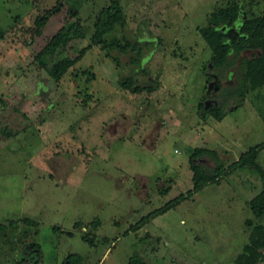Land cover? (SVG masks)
Returning <instances> with one entry per match:
<instances>
[{
    "label": "rangeland",
    "instance_id": "obj_1",
    "mask_svg": "<svg viewBox=\"0 0 264 264\" xmlns=\"http://www.w3.org/2000/svg\"><path fill=\"white\" fill-rule=\"evenodd\" d=\"M112 1L0 0V133L19 132L8 140L0 134V224L7 226L0 264H64L71 254L83 264H128L133 255L146 264H239L254 227H264V215L250 210L264 181L248 167L140 230L131 227L192 189L195 148L215 151L228 166L264 143V86L240 84L245 63L261 49L231 53L214 68L200 34L220 10L237 7L244 21L260 19L264 0H115L126 25L105 39L150 43L141 61L148 76L136 73L133 81L151 78L159 87L140 94L119 85L135 72L132 54L118 56V65L90 41L99 11ZM73 24L84 38L43 63L51 68L85 53L55 83L36 56ZM200 104L226 116L218 122ZM194 162L215 166L206 156ZM256 163L264 170V149Z\"/></svg>",
    "mask_w": 264,
    "mask_h": 264
},
{
    "label": "trees",
    "instance_id": "obj_2",
    "mask_svg": "<svg viewBox=\"0 0 264 264\" xmlns=\"http://www.w3.org/2000/svg\"><path fill=\"white\" fill-rule=\"evenodd\" d=\"M50 12L37 20L38 27H43L50 16ZM213 24L205 29L200 30L202 38L207 43L212 52L211 65L214 68H220L225 64L226 58L231 53H238L247 49H261L259 53L251 55V59L245 63L242 69L240 84L249 80V83L254 87L264 86V16L260 19L252 21L242 17L240 10L236 7L233 9L220 10L214 13L210 19ZM222 22V26L220 23ZM116 25L125 27L126 16L118 1H112L111 4L102 8L95 20L94 31L90 38L92 45H101L107 51V55L112 61L119 65L118 56L121 54H132L131 65L135 72L122 76L119 80V85L124 90L131 94H140L142 92L152 93L159 87L156 81L148 80V84H137L133 81V76L136 73L145 74L148 76L146 68H141L142 54L144 46L150 48V43L145 42L144 46L138 42H131L126 36L123 37V44L118 40L107 41L105 37L111 34ZM40 32L38 31V34ZM84 38V33L81 32L77 24L63 27L51 37L47 44L36 56V60L43 64L52 82L58 83L66 71L74 66L85 53V49L81 50L78 57L74 59H63L48 68L44 63V59L52 58L56 53L67 47L72 41ZM112 52H117L116 56H112ZM3 104V101L0 100ZM199 107L203 108V115H208L216 121H222L226 116L221 108L214 105L204 108L203 104ZM18 131H8L6 128L0 133L5 140L18 135ZM264 149V143L250 148L243 153L236 162L225 166L223 161L218 158L215 151L203 148H195L190 156V170L192 172V189L185 194H181L172 201L166 203L162 208L153 211L146 217L142 218L136 225L131 227L133 232L140 230L144 225L158 216H161L169 210L175 208L180 203L190 199L193 195L203 191L211 185H219L221 181L233 174L240 168L248 167L255 170L260 178L264 181V170L256 163L258 154ZM210 157L215 161V166L211 169H205L201 165H197L194 161L201 157ZM250 210L255 218H261L264 215V190L256 195L250 201ZM23 222L28 226L36 227L38 224L34 221L23 219ZM11 223H9L10 225ZM79 224V223H78ZM99 221H93L91 227L96 229L99 226ZM247 226H251L247 222ZM6 224H0V232L4 231ZM54 230H59L54 228ZM83 242L93 245V241L87 237L81 238ZM35 249L37 256H40L41 251L37 244L31 245ZM264 249V227L258 225L254 227L251 235V243L245 247V252L238 257L239 264H258L263 259V255L259 250ZM83 264V258L77 254H71L67 257L64 264ZM128 264H146L141 257L133 255Z\"/></svg>",
    "mask_w": 264,
    "mask_h": 264
},
{
    "label": "water",
    "instance_id": "obj_3",
    "mask_svg": "<svg viewBox=\"0 0 264 264\" xmlns=\"http://www.w3.org/2000/svg\"><path fill=\"white\" fill-rule=\"evenodd\" d=\"M245 16V15H244ZM213 77H215V75H213ZM210 87H211V85H210ZM67 264V263H66Z\"/></svg>",
    "mask_w": 264,
    "mask_h": 264
},
{
    "label": "crops",
    "instance_id": "obj_4",
    "mask_svg": "<svg viewBox=\"0 0 264 264\" xmlns=\"http://www.w3.org/2000/svg\"><path fill=\"white\" fill-rule=\"evenodd\" d=\"M36 223V222H35ZM38 224V223H37ZM84 261V260H83Z\"/></svg>",
    "mask_w": 264,
    "mask_h": 264
}]
</instances>
